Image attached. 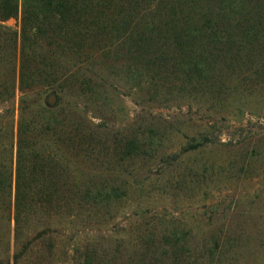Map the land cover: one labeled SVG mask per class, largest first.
Returning a JSON list of instances; mask_svg holds the SVG:
<instances>
[{
	"label": "rangeland",
	"instance_id": "rangeland-1",
	"mask_svg": "<svg viewBox=\"0 0 264 264\" xmlns=\"http://www.w3.org/2000/svg\"><path fill=\"white\" fill-rule=\"evenodd\" d=\"M245 10L247 18L239 13L209 25L262 49L252 63L218 78L195 72L194 84L186 85L177 66L141 75L135 44L119 38L108 39V50L93 62L79 64L98 91L89 103L77 99L60 108V184L122 193L107 213L95 201L85 212L79 200H61L70 211L50 215L51 232L18 264H264V16L256 15H264V0H248ZM4 24L11 29L0 30V47L9 50L20 24L16 18ZM1 60L8 84L16 67L15 95L0 101V112L16 109V142L20 53L1 52ZM73 133L74 143L87 138L85 156L71 149ZM15 153L14 147L12 200H0V264H16L26 234L41 222V215L29 216L17 236L14 220L7 221V212L15 213Z\"/></svg>",
	"mask_w": 264,
	"mask_h": 264
},
{
	"label": "trees",
	"instance_id": "trees-1",
	"mask_svg": "<svg viewBox=\"0 0 264 264\" xmlns=\"http://www.w3.org/2000/svg\"><path fill=\"white\" fill-rule=\"evenodd\" d=\"M247 4L248 0H0V30L11 29L4 24L11 18L20 24V29L11 31L12 48L0 47V53H20L21 91L16 142L15 107L0 112V156L5 157L0 162V200H12L15 147V213L12 217L9 210L7 221L14 220L18 236L25 233L29 216L41 215V222L32 235L26 234L27 240L15 254L16 264L37 240L51 232V214L62 208L70 211L71 204L64 201L62 205L61 200H79L80 211L95 201V207L107 213V206L122 193L118 187L60 184L63 173L59 163L64 158L58 137L63 130L60 108L77 105V99L89 103L98 91L79 64L93 62L108 50V39L119 38L135 44L141 75H159L177 66L186 85L194 84L195 72L207 81L218 78L225 69L241 68L245 61L252 63L255 52L262 49L234 42L233 33L221 35V28L209 25L217 19L232 20L239 13L247 18ZM256 15L260 20L264 16ZM197 21L203 25H194ZM241 31L246 36L250 28ZM15 77L16 67L11 84L0 74V101L15 95ZM51 94L57 98L54 105L48 101ZM36 115L39 122H35ZM74 137L75 133L70 138L71 149L85 156L82 150L87 138L74 143ZM136 147L134 142L127 145L129 153Z\"/></svg>",
	"mask_w": 264,
	"mask_h": 264
},
{
	"label": "water",
	"instance_id": "water-1",
	"mask_svg": "<svg viewBox=\"0 0 264 264\" xmlns=\"http://www.w3.org/2000/svg\"><path fill=\"white\" fill-rule=\"evenodd\" d=\"M48 101L50 103V105H54L56 102V95L55 94H51L48 98Z\"/></svg>",
	"mask_w": 264,
	"mask_h": 264
}]
</instances>
